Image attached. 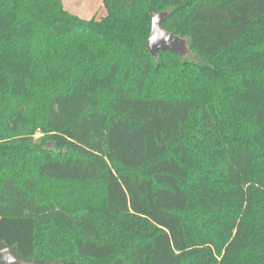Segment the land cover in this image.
Returning <instances> with one entry per match:
<instances>
[{"label": "trees", "instance_id": "16d2710c", "mask_svg": "<svg viewBox=\"0 0 264 264\" xmlns=\"http://www.w3.org/2000/svg\"><path fill=\"white\" fill-rule=\"evenodd\" d=\"M99 1L0 0V241L43 264H264V0ZM158 13L193 60L148 50Z\"/></svg>", "mask_w": 264, "mask_h": 264}, {"label": "rangeland", "instance_id": "374dc122", "mask_svg": "<svg viewBox=\"0 0 264 264\" xmlns=\"http://www.w3.org/2000/svg\"><path fill=\"white\" fill-rule=\"evenodd\" d=\"M64 8L71 14L77 16L80 19H91V18H101L106 14L105 8L103 6V3L99 0H62ZM160 19V16H156L155 19H153V26H152V32L154 29V23H157V21ZM158 29V28H157ZM156 41H154L152 44H150L151 51H155L156 49L161 48H168L177 54L181 56L184 60H193L194 56L188 49V42L187 39L184 37H178L176 36V39H173L172 37H160L157 36L155 38ZM158 43V46H152L153 44ZM39 134H37L35 137L37 138ZM42 187L45 189L47 188L46 184H42ZM87 188L89 189H95V191L100 190L101 185L98 184H89L87 185Z\"/></svg>", "mask_w": 264, "mask_h": 264}, {"label": "water", "instance_id": "95a60500", "mask_svg": "<svg viewBox=\"0 0 264 264\" xmlns=\"http://www.w3.org/2000/svg\"><path fill=\"white\" fill-rule=\"evenodd\" d=\"M164 15H165V13H158L155 16H153V18H152V21H153V19H155L156 16H160V19L157 21V23H154V29L155 30L153 32H152V26H153V22H152L151 33H150V36H149L148 41H147V48L152 54H155L157 50H165V49L170 50L168 48H161V49H156L154 52L151 51L150 44H152L154 41H156L155 38L157 36L172 37L173 39H176V36L160 29L159 23H160L161 19L164 17ZM158 45L159 44L156 43V44H153L152 46H158ZM170 51H172V50H170ZM0 264H43V263L41 261L24 260L23 258H21L17 254L15 247H9L5 243L0 241ZM46 264H57V263H46Z\"/></svg>", "mask_w": 264, "mask_h": 264}, {"label": "crops", "instance_id": "0c3cea01", "mask_svg": "<svg viewBox=\"0 0 264 264\" xmlns=\"http://www.w3.org/2000/svg\"><path fill=\"white\" fill-rule=\"evenodd\" d=\"M63 2V1H62ZM64 6V5H63ZM103 17V16H102Z\"/></svg>", "mask_w": 264, "mask_h": 264}]
</instances>
